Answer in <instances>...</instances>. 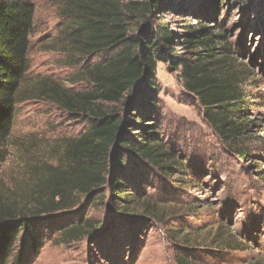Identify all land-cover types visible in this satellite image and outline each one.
<instances>
[{
	"label": "rangeland",
	"instance_id": "374dc122",
	"mask_svg": "<svg viewBox=\"0 0 264 264\" xmlns=\"http://www.w3.org/2000/svg\"><path fill=\"white\" fill-rule=\"evenodd\" d=\"M32 1L36 15L30 68L19 90L7 158L0 169V196L24 200L36 182L50 174V166H67L64 155L70 141L90 121L77 119L39 94L41 82L50 77L73 92L91 91L94 86L85 69L105 56L72 54L68 0ZM220 1L217 33L224 34L247 78L241 86L249 125L243 139L229 141L218 134L199 100L185 89L181 67L161 60L159 109L156 121L147 118L146 123L154 122L158 132L150 138L177 157L174 175L137 162L141 176L132 189L145 202L122 212L114 207L116 197L110 191L104 200L79 197L73 209L39 216L36 243L21 239L9 264H178L180 254L193 264H264V0ZM203 2L186 0L185 16L171 12L165 21L182 33L185 18L195 22L199 15L214 17ZM158 21L134 17L131 33L142 36L144 26ZM177 48L185 54L182 46ZM135 97L106 106L131 118L128 99ZM126 129L136 133L140 127L127 123ZM147 201L155 204V215L143 211ZM88 219L99 226L95 233L78 241L62 240L63 228Z\"/></svg>",
	"mask_w": 264,
	"mask_h": 264
},
{
	"label": "trees",
	"instance_id": "16d2710c",
	"mask_svg": "<svg viewBox=\"0 0 264 264\" xmlns=\"http://www.w3.org/2000/svg\"><path fill=\"white\" fill-rule=\"evenodd\" d=\"M203 1L214 17L199 15L195 22L185 18L182 33L169 26L165 15L177 12L185 16L186 0H133L129 4L123 0L67 1L65 11L74 29L68 34L73 41L72 54L88 59L98 53L105 56L85 69L94 86L91 91L73 92L48 77L38 92L77 119L88 117L90 121L84 132L70 141L64 155L66 167L50 166V174L36 182L25 200L0 196V264H9L21 239L36 243L39 224L35 220L39 216L73 209L79 197L104 200L110 191L116 197L114 207L122 212L145 202L132 189L133 181L137 183L141 176L137 162L145 161L166 176L174 175L177 157L150 138L158 132L154 122L146 123L147 118L156 121L159 109L157 74L161 60L181 67L185 89L199 100L218 134L229 141L243 139L249 126L241 88L246 72L238 69L224 34L217 33L221 1ZM35 15L32 0H0V169L7 158L19 90L30 68ZM134 17L159 21L144 26L142 36H137L131 33ZM178 46L185 54L179 53ZM130 95L136 96L134 101L128 99L131 118L117 107L106 106ZM127 123L140 130L130 132ZM143 211L155 215L156 206L147 201ZM98 229L97 223L88 219L66 226L60 236L63 241H78ZM177 261L193 264L182 254Z\"/></svg>",
	"mask_w": 264,
	"mask_h": 264
}]
</instances>
